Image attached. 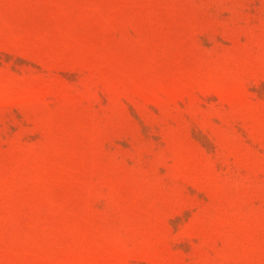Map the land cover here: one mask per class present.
I'll return each instance as SVG.
<instances>
[{"label": "rangeland", "instance_id": "obj_1", "mask_svg": "<svg viewBox=\"0 0 264 264\" xmlns=\"http://www.w3.org/2000/svg\"><path fill=\"white\" fill-rule=\"evenodd\" d=\"M0 264H264V0H0Z\"/></svg>", "mask_w": 264, "mask_h": 264}]
</instances>
